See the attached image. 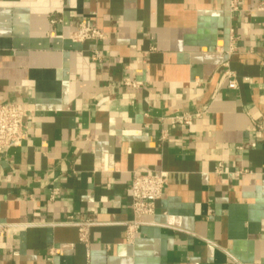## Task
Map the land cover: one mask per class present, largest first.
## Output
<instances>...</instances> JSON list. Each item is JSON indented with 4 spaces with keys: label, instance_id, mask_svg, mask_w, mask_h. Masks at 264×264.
Here are the masks:
<instances>
[{
    "label": "crops",
    "instance_id": "1",
    "mask_svg": "<svg viewBox=\"0 0 264 264\" xmlns=\"http://www.w3.org/2000/svg\"><path fill=\"white\" fill-rule=\"evenodd\" d=\"M230 1L0 0V102L28 113L0 157V264H264V0ZM83 22L106 39L73 42ZM157 172L129 241L133 178Z\"/></svg>",
    "mask_w": 264,
    "mask_h": 264
},
{
    "label": "built area",
    "instance_id": "2",
    "mask_svg": "<svg viewBox=\"0 0 264 264\" xmlns=\"http://www.w3.org/2000/svg\"><path fill=\"white\" fill-rule=\"evenodd\" d=\"M242 0H231L229 12L232 15L241 11ZM254 10L260 13L264 18V2H259ZM70 39L75 43L94 42L100 43L106 39L104 33L93 26H88L85 22L81 23L77 30L71 34ZM230 53H235V38L231 37ZM92 61L95 63L102 62V55L96 49L91 55ZM228 88L236 90L238 88L236 77L233 73L227 71ZM126 87L137 88L140 83L126 79L124 81ZM28 113L19 105L12 103L0 102V157L6 155L10 150L23 147L27 140V128L24 120ZM200 114H183L172 119V126L180 128H188L193 121L200 118ZM164 139V137H163ZM168 183V174L165 172L139 174L132 181V204L133 220L127 226V238L132 241L139 228L144 224V220L152 217L156 212V203L163 197L165 188ZM78 229L79 241L84 245H89L90 229L93 223L85 221L83 223H73ZM0 230L4 231L5 227Z\"/></svg>",
    "mask_w": 264,
    "mask_h": 264
}]
</instances>
